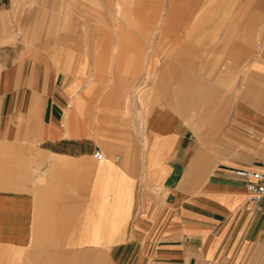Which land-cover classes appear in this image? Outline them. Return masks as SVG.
I'll return each mask as SVG.
<instances>
[{
  "label": "crops",
  "instance_id": "0c3cea01",
  "mask_svg": "<svg viewBox=\"0 0 264 264\" xmlns=\"http://www.w3.org/2000/svg\"><path fill=\"white\" fill-rule=\"evenodd\" d=\"M91 2L114 0H0V244L35 264H264V202L239 174L264 162V0H247L259 22L228 42L221 75L160 69L142 123L116 88L86 86ZM135 4L144 30L183 14Z\"/></svg>",
  "mask_w": 264,
  "mask_h": 264
},
{
  "label": "rangeland",
  "instance_id": "374dc122",
  "mask_svg": "<svg viewBox=\"0 0 264 264\" xmlns=\"http://www.w3.org/2000/svg\"><path fill=\"white\" fill-rule=\"evenodd\" d=\"M117 2L115 3L114 0L108 7L91 2L89 13L84 15L87 29L82 32L86 35L84 49L87 57L86 61L81 63L80 69L86 71L88 88H116L118 93L112 97L117 98L120 108L130 107L133 103L140 105L141 109L134 112L139 123H142L143 116L147 112L141 92L144 86H150L148 90L151 94L158 90L161 68L166 64L170 66L178 62L186 72L198 73L202 79L212 76L213 72L215 75H221L224 60L234 49L228 46V42L254 33L249 30L245 32L239 30L245 21L248 26L259 22L258 16L246 14L247 0H150L152 5L156 6L182 7L183 14L179 16L157 14L154 16L156 21L150 25V28L144 30L139 25L144 15L142 9L136 7L137 0H117ZM207 7L214 10L215 14L206 13ZM193 10L196 11L195 14H185L186 11ZM224 10L227 12L222 14ZM240 10L245 11V14L240 13ZM133 11L137 12L133 14ZM65 17L66 22L72 23L78 16L70 13ZM176 17L179 18L177 23H175ZM192 28L195 31H192ZM190 31L193 35H187ZM257 33V38L264 37V31ZM175 34H182L184 40L182 46L175 43ZM99 39L102 40L101 46ZM95 42L97 46H93ZM96 52L99 54V61L102 55L101 62L93 61ZM76 65L78 71V64ZM100 69L106 71V76L90 77L93 72ZM132 70L136 74L135 78H127V73ZM80 81L83 80L79 78L72 80L76 87L79 86ZM132 98L135 99L134 102ZM120 113L125 112L120 110ZM36 258V255L27 251L22 252L21 249L15 250L13 247L0 244V264H35ZM39 258L45 262V256ZM88 259V262H96L94 256ZM43 261L40 264H45ZM98 261L103 263L102 259Z\"/></svg>",
  "mask_w": 264,
  "mask_h": 264
},
{
  "label": "built area",
  "instance_id": "2783aa9c",
  "mask_svg": "<svg viewBox=\"0 0 264 264\" xmlns=\"http://www.w3.org/2000/svg\"><path fill=\"white\" fill-rule=\"evenodd\" d=\"M95 156L98 159L102 158V154L99 151L95 152ZM239 174L249 178L246 183V190L254 204L257 205L264 202V162L256 170L239 172Z\"/></svg>",
  "mask_w": 264,
  "mask_h": 264
}]
</instances>
